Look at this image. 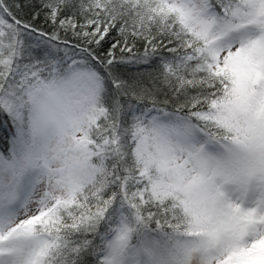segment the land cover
I'll list each match as a JSON object with an SVG mask.
<instances>
[{"label": "snow or ice", "instance_id": "6c2138e0", "mask_svg": "<svg viewBox=\"0 0 264 264\" xmlns=\"http://www.w3.org/2000/svg\"><path fill=\"white\" fill-rule=\"evenodd\" d=\"M0 264H264V0H0Z\"/></svg>", "mask_w": 264, "mask_h": 264}]
</instances>
